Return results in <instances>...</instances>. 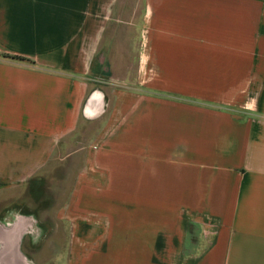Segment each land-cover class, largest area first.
Instances as JSON below:
<instances>
[{
    "label": "crops",
    "instance_id": "1",
    "mask_svg": "<svg viewBox=\"0 0 264 264\" xmlns=\"http://www.w3.org/2000/svg\"><path fill=\"white\" fill-rule=\"evenodd\" d=\"M141 2L0 0V188L101 122L52 225L8 213L0 264L56 263L57 221L58 264H264V0Z\"/></svg>",
    "mask_w": 264,
    "mask_h": 264
},
{
    "label": "rangeland",
    "instance_id": "2",
    "mask_svg": "<svg viewBox=\"0 0 264 264\" xmlns=\"http://www.w3.org/2000/svg\"><path fill=\"white\" fill-rule=\"evenodd\" d=\"M142 0H125V6H128V10H125V15H131V6L136 7V15H138V8ZM141 10V9H140ZM136 20V18H135ZM125 23V22H122ZM129 26L133 27L132 22ZM130 31V32H127ZM127 38L134 36L132 28L125 31ZM145 33H142L140 40H144ZM123 43L121 48H124L126 40H120ZM119 42V43H120ZM127 53L131 56L134 52V45L127 44ZM124 53V52H123ZM104 79H111L104 77ZM104 82V81H103ZM104 87V86H102ZM101 125L96 122L80 123L76 132L61 140L58 148L52 153V155L46 161V164L42 171L35 174L26 182L17 186L9 188H0V227H8L12 221L10 220V212H19L34 214L40 217V219L46 224L52 225L54 223L55 214L61 207L63 201L71 196L72 193V182L75 178L79 165H82L83 158L81 156L74 157L69 155L73 149L88 145L92 135H94ZM59 223L60 231L59 236L51 237L46 240L48 242H58L59 246L55 249L61 252L62 256L56 255V263L63 262L65 255L68 253L69 236L67 230L69 228V222L57 221ZM9 223V225H8ZM42 243V242H41ZM53 248H49L48 251H37L34 255L39 256L40 264H56L52 261L55 258ZM31 252V251H30Z\"/></svg>",
    "mask_w": 264,
    "mask_h": 264
},
{
    "label": "trees",
    "instance_id": "3",
    "mask_svg": "<svg viewBox=\"0 0 264 264\" xmlns=\"http://www.w3.org/2000/svg\"><path fill=\"white\" fill-rule=\"evenodd\" d=\"M3 56H5V57H15V56H10V55H8V54H3ZM19 59H23V58H21V57H18Z\"/></svg>",
    "mask_w": 264,
    "mask_h": 264
},
{
    "label": "bare ground",
    "instance_id": "4",
    "mask_svg": "<svg viewBox=\"0 0 264 264\" xmlns=\"http://www.w3.org/2000/svg\"><path fill=\"white\" fill-rule=\"evenodd\" d=\"M2 230H3V228H2ZM7 231V230H6ZM28 231V230H27ZM31 231V230H30Z\"/></svg>",
    "mask_w": 264,
    "mask_h": 264
}]
</instances>
